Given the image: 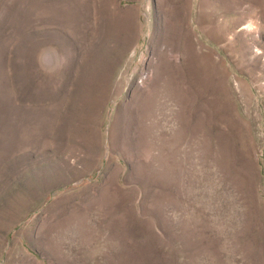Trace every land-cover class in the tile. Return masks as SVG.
Segmentation results:
<instances>
[{"label": "rangeland", "instance_id": "obj_1", "mask_svg": "<svg viewBox=\"0 0 264 264\" xmlns=\"http://www.w3.org/2000/svg\"><path fill=\"white\" fill-rule=\"evenodd\" d=\"M0 264H264V0H0Z\"/></svg>", "mask_w": 264, "mask_h": 264}, {"label": "bare ground", "instance_id": "obj_2", "mask_svg": "<svg viewBox=\"0 0 264 264\" xmlns=\"http://www.w3.org/2000/svg\"><path fill=\"white\" fill-rule=\"evenodd\" d=\"M248 28L252 29V28H253V26H252V25H249V26H248Z\"/></svg>", "mask_w": 264, "mask_h": 264}]
</instances>
